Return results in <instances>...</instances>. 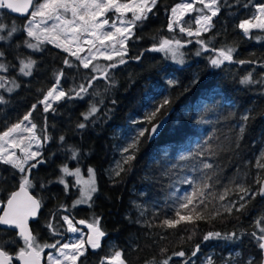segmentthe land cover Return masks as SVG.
Segmentation results:
<instances>
[{
  "label": "trees",
  "instance_id": "trees-1",
  "mask_svg": "<svg viewBox=\"0 0 264 264\" xmlns=\"http://www.w3.org/2000/svg\"><path fill=\"white\" fill-rule=\"evenodd\" d=\"M178 2L180 0H162L153 9L155 15L149 13L147 20L138 22V27L134 29L136 35L127 42L128 56L125 59L128 62L110 70L114 86L109 87L105 80H97L84 99L56 103L53 106L57 108L55 113H43L42 105L37 103L53 85V73L61 69L64 71L61 86L68 90L84 82L83 77L90 70L82 67L67 68L63 63L67 54L51 44L44 45L43 51H30L24 44L29 38L23 30L28 17L19 18L6 9L0 12V22L11 27L15 21L19 29L11 40L0 42V51L5 53L2 62L10 65L9 71L0 75L13 76L19 84L18 90L12 94H3L7 102L0 104V133L22 121L31 106L37 104L31 117L37 125L36 132L40 133L46 117L47 135L52 138L43 146L46 163L32 170L36 187L30 191L43 198L39 217L31 223L33 234L38 236L41 243H54L57 240L61 244L67 243L71 232L67 231V225L61 219L63 215L74 217V223L81 219L91 221L94 217H100V226L106 230L101 247L88 249L77 264L84 261L86 264H99L103 257L111 256L115 251H122L128 264H149L151 261L161 264L168 257H172L169 264H183L187 257L173 256V252L183 250L190 254L196 244L200 245V252L193 258L195 264H207L209 259L214 264H247L249 258L257 261L261 258L258 242L250 235L256 231L255 220L264 215V199L259 195L254 200L249 197L251 202L241 212L233 210L231 216L225 214L210 223L198 221L199 227L190 240L187 239L192 235L193 226L190 224L182 222L176 229L166 231L147 226V222L153 220L154 213L162 217L169 210L174 200L170 194L180 195L189 190L188 185L178 183L181 178H195L199 175L191 171L195 161H181V155L196 152L207 141L206 147L212 149L209 162L218 166L220 184L226 185L235 180L255 190L259 185L254 180L258 171L254 164L260 152L264 151V85L240 83L250 71L253 79H259L264 75V69L252 64L227 62L220 68H214L206 59L210 53L195 55L199 47L195 43L182 49L185 63L181 66L165 59L163 53L146 51L160 37L173 35L167 31L169 13L166 9ZM246 2L249 3L247 8L242 6ZM229 3L232 4V0ZM260 3H264V0H241L240 4H233L232 7H222L219 15L213 18L215 27L201 39L207 40L217 34L212 46L235 47L234 59L264 58V40L249 39L237 27L255 12L252 5ZM252 35L264 36V32L253 30ZM181 36L188 39L183 34ZM141 53L143 55L138 61L129 59ZM18 55L21 59L31 57L37 61L31 76L24 77L19 73ZM94 63L109 62L100 60ZM196 77L198 80L193 83ZM167 80L179 83L172 86ZM94 90L100 95H94ZM165 97L171 98V103L161 109L153 120L156 123L157 120L161 122L166 119L163 130L151 139L146 133L140 140L136 159L130 166L125 165L127 170L119 177L114 176L109 168L117 157V131L124 129L134 117L143 118ZM92 104L100 108L96 114L99 119L93 117L94 123L88 121V127L78 129L76 125L83 119L81 113L86 112ZM106 111L107 115H104ZM245 113L249 114L250 119L237 148L235 144L239 127L243 123L240 117ZM60 136L65 137L63 144L59 141ZM69 146L78 150L76 160L70 159L71 153L67 150ZM63 164L71 167L82 164L95 170L98 191L92 199L91 207L71 206L78 198L77 188L70 187L65 193L63 185L48 183L61 174L60 167ZM0 178V201H4L10 192L18 190L20 174L11 166L0 164ZM41 183L46 187L41 188ZM61 204L68 206L67 212L59 208ZM141 208L145 210L143 216L140 215ZM53 214V227L60 235H52L46 227ZM155 223L158 224L159 220ZM78 227L81 228V225ZM209 231H235L239 238L204 241L203 236ZM15 233L12 230L0 231V240L9 241L4 244V250L13 256L18 252L17 246H22V241ZM161 236L165 238L161 239ZM180 236L185 237L183 243L180 242ZM13 240L15 243H12ZM161 249L167 251L162 252ZM55 252V249H46L43 255Z\"/></svg>",
  "mask_w": 264,
  "mask_h": 264
},
{
  "label": "snow or ice",
  "instance_id": "snow-or-ice-1",
  "mask_svg": "<svg viewBox=\"0 0 264 264\" xmlns=\"http://www.w3.org/2000/svg\"><path fill=\"white\" fill-rule=\"evenodd\" d=\"M161 2L162 0H0V10L6 9L11 13L28 17L23 28L29 38L24 41L28 49L39 52L44 50V45L51 44L67 54V57L63 60L67 68L82 67L90 70V73L83 77L84 82L68 90L61 86L64 71L61 69L54 72L53 85L46 90L43 98L37 102L42 105V112L52 111L55 113L57 108H54L53 104L62 100L84 99L86 95H89V89L93 88L97 80H105L108 82L109 87L114 86L115 81L110 75V70L128 62L125 59L128 56L127 42L136 35L134 29L138 27V22L148 19L149 13L155 15L153 9ZM240 3L241 0H232V4L229 3V0H180L170 9H166L169 13L167 31L173 33V35L171 37H160L157 43L146 49V51L163 53L165 59L183 65L185 63V53L182 49L188 44L195 43L199 45L195 55L200 56L204 53H210L206 59L214 68H220L227 62L240 65L252 64L264 69V58L260 60L234 59L235 47L225 45L216 48L212 46L217 34H213L207 40L201 39L205 33L211 32L215 27L213 18L219 15L222 7H232L233 4ZM242 6L247 8L249 3L246 2ZM252 6L255 8V12L250 18L242 20L237 27L249 39L264 40V36L252 35L253 30L264 32V3ZM193 13L195 15L190 16L189 20H185V16ZM18 30L15 21L12 22L11 27L0 22V42L11 40L13 34L17 33ZM181 34L188 37V39H183ZM82 53L86 54L82 55ZM142 55L143 53L135 57H129V59L138 61ZM73 57L74 60L70 59ZM4 58L5 53L0 51V73L9 71L10 65L2 62ZM17 59H19V73L25 77L31 76L37 61L31 57L21 59L19 55ZM98 60L109 63H93ZM197 80L198 77L194 78L193 83H196ZM168 83L176 86L179 82L169 80ZM240 83L243 85H264V75L259 79H253L250 71L240 80ZM17 88H19V84L15 79L0 75V89L11 93ZM107 90L108 87L105 88V91ZM93 94L100 95L95 90ZM6 102L4 97L0 95V104ZM113 103H115L114 100ZM170 103L171 98L165 97L156 107L147 112L142 120L134 121V123L150 124L151 127L133 130L130 142L122 149V152L126 155L116 165L114 176L119 177L122 172L127 170L125 165L130 166L131 162L136 159L141 138L147 133L148 138L151 139L157 133L160 122L157 120L156 123H153V120L156 119L161 109H164ZM36 109L37 104H33L22 121L0 133V164L9 165L20 174V181L17 185L18 190L10 192L6 200L0 201V209L3 210L0 214V226H7L6 228H0V231L17 230L15 235L22 241V246H17L18 252L13 256L4 250V244L9 241L0 240V264H12L13 259L20 261L21 264H42V261H44V264H77L80 258L86 255L88 249L85 244L92 250L101 247V239L106 235V230L100 226V217H94L91 221L81 219L74 223V217L70 218L69 215H63L61 219L67 225V231L78 233L81 238L71 243L61 244L58 240L54 243H41L38 236L33 234L29 221L39 217L40 209L43 207V198L34 195L30 191L36 187L32 179V170L46 163L42 149L44 144L52 139L47 135L46 117L45 125L40 129V133L36 132L37 125L31 119L32 113ZM99 111L100 108L96 104H92L86 112L81 113L83 119L77 123L76 127L85 129L88 127V121L94 123L93 117L99 119L96 116ZM104 115H107V111ZM240 119L243 123L239 127V135L235 144L237 148L239 147L238 141L244 137L250 116L245 113ZM20 132L31 135H16ZM25 140L28 143L25 144ZM59 141L63 144L65 137L60 136ZM206 145L207 141L196 152L179 157L181 161H195L191 171L198 172L199 175L195 178L184 176L178 181V183L188 185L189 190L180 195L170 194L174 196V200L169 210L162 217L159 213H154L153 220L147 222L148 227H158L166 231L167 229H176L182 222L190 224L193 226L191 229L192 235L187 237L190 240L199 227L198 221L210 223L225 214L231 216L233 210L236 212L244 210L247 204L254 200L257 195L264 197V151L260 152L259 158L256 159L254 164V167L258 170L254 180L259 187L253 190L243 183H236L235 180L226 185H221L218 166L209 162L212 149L206 147ZM34 148L35 150H33ZM15 150H18L20 155H17ZM67 150L71 153L70 159L76 160L78 158V150L70 146ZM172 167H179V165H173ZM60 173L56 180H50L48 183L63 185L65 193L69 191L70 187L78 188L79 197L73 201L71 206L74 208L78 205L87 204L91 207L90 202L93 195L98 191L95 170L89 168L87 179H85L81 168L76 167L73 170L67 164H63L60 167ZM68 177L73 178L71 183L67 179ZM40 187L44 188L46 185L41 183ZM229 197L236 198L229 199ZM137 207L140 208L141 206L137 205ZM59 208H62L65 212L68 211V206L64 204L59 205ZM144 212L145 210L141 208L140 215L143 216ZM54 218L55 214L47 221L46 227L52 232V235H60V232L53 227L52 219ZM156 220H159L158 224L155 223ZM78 225L86 227L88 232L84 233ZM254 226L256 231L251 232L250 235L258 242L261 258L258 261L249 258L247 264H264V215L255 220ZM164 238V236H161V239ZM238 238L239 235L235 231L231 233L209 231L203 236L204 241ZM179 239L183 243L185 237L180 236ZM12 243H15V240ZM46 249H55L58 255L49 253L44 256ZM161 251L166 252L167 249H161ZM199 252L200 245L196 244L190 254L181 250L173 252L172 255L182 258L187 257L183 260V264H189V261L195 264L193 258L197 257ZM123 256L122 251H115L111 256L103 257L99 264H128ZM171 259L172 257H168L161 264H169ZM82 264H86V261ZM149 264H156V262L151 261ZM207 264H214V261L209 259Z\"/></svg>",
  "mask_w": 264,
  "mask_h": 264
},
{
  "label": "rangeland",
  "instance_id": "rangeland-1",
  "mask_svg": "<svg viewBox=\"0 0 264 264\" xmlns=\"http://www.w3.org/2000/svg\"><path fill=\"white\" fill-rule=\"evenodd\" d=\"M111 15V14H109ZM192 15H195V13L193 14H190L189 16H185V20H189L190 19V16ZM195 27V25H193ZM30 51H32L31 49H29ZM183 51V50H182ZM33 52V51H32ZM86 53H82V55H84ZM34 59V58H32ZM100 61V60H98ZM171 62H173L172 60H170ZM95 62V61H94ZM93 62V63H94ZM175 63V62H173ZM176 64V63H175ZM178 66H181L179 64H176ZM4 76H7L9 79H14L13 76H8V75H4ZM23 76V75H22ZM25 77V76H24ZM29 77V76H28ZM169 81V80H167ZM10 86V85H9ZM17 89H15L13 92H15ZM13 92L9 93V92H6L4 89H0V95L3 96V94H12ZM56 103L53 104V106L55 105ZM144 118V117H143ZM143 118H141L140 116H137V117H134L133 119L130 120V123L124 128V129H119L115 135V153L117 154V157L115 158V160L113 161L112 165L110 166L109 168V171L110 173H112L114 175V169H116V165L118 163H120L122 161V157L124 155H126V153H123L122 152V149L130 142V137L133 135V130H138L142 127H148L149 124H143V123H134V121H140L142 120ZM33 122V121H32ZM25 124L27 122H24ZM16 135H19V136H29L31 134L29 133H23V132H20V133H17ZM28 143L27 140H25V144ZM35 150V148L33 149ZM43 150V149H42ZM17 151V155H20L19 151L18 150H15ZM73 162H76V161H73ZM68 167L70 169H75L76 167H79L81 168L83 174H84V177L85 179H87V170L89 168H92L91 166H87V167H84L82 164H77L76 166H73L71 167L69 164H67ZM93 169V168H92ZM95 178H96V174H95ZM69 180V182L73 181V178L72 177H68L67 178ZM96 182H97V179H96ZM78 189V188H77ZM79 191V189H78ZM95 195V194H94ZM93 195V197H94ZM78 197H79V194H78ZM93 199V198H92ZM92 202V201H91ZM90 202V203H91ZM88 205L87 204H82V205H78L76 207H87ZM2 209H0V213H1ZM81 228L83 229L84 233H87L88 232V229L86 227H84L83 225H81ZM105 237V236H104ZM104 237L101 239V245L103 244V240H104ZM78 238H81L80 235L78 233H72L71 232V238L69 239V241L67 243H71V242H74L75 240H77ZM85 247L87 249H91L87 244H85ZM88 251V250H87ZM53 255H58L57 252H55Z\"/></svg>",
  "mask_w": 264,
  "mask_h": 264
},
{
  "label": "water",
  "instance_id": "water-1",
  "mask_svg": "<svg viewBox=\"0 0 264 264\" xmlns=\"http://www.w3.org/2000/svg\"><path fill=\"white\" fill-rule=\"evenodd\" d=\"M2 10H0V12H1ZM7 11H9V10H7ZM10 12V11H9ZM11 13V12H10ZM13 15H15V16H17V17H19V18H27L26 16H23V15H20V14H17V13H12ZM165 124H166V119H164V120H162L161 122H160V127L157 129V133L154 135V137L155 136H157V135H159L160 134V132L163 130V128H164V126H165ZM261 197V196H260ZM262 199H264V197H261ZM40 211H41V209H40ZM2 214V213H1ZM38 218H36V219H30V221H29V226H30V228H31V223L32 222H34V221H36ZM1 228H6L7 226H0ZM12 231H17V230H12ZM17 263L18 264H21V262L20 261H18L17 260ZM12 264H14V259H13V261H12ZM42 264H44V261H42Z\"/></svg>",
  "mask_w": 264,
  "mask_h": 264
}]
</instances>
